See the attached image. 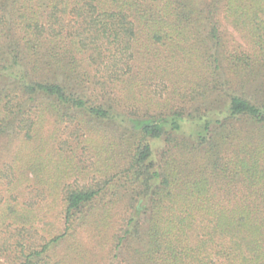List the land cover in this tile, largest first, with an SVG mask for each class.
Masks as SVG:
<instances>
[{"label":"trees","instance_id":"trees-1","mask_svg":"<svg viewBox=\"0 0 264 264\" xmlns=\"http://www.w3.org/2000/svg\"><path fill=\"white\" fill-rule=\"evenodd\" d=\"M0 264H264V0H0Z\"/></svg>","mask_w":264,"mask_h":264}]
</instances>
